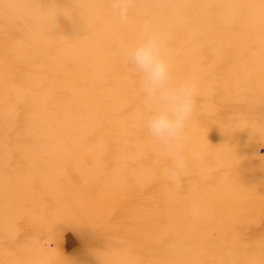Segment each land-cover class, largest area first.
<instances>
[{
	"label": "rangeland",
	"instance_id": "1",
	"mask_svg": "<svg viewBox=\"0 0 264 264\" xmlns=\"http://www.w3.org/2000/svg\"><path fill=\"white\" fill-rule=\"evenodd\" d=\"M146 20L199 85L178 178L124 56ZM0 264H264V0H0Z\"/></svg>",
	"mask_w": 264,
	"mask_h": 264
},
{
	"label": "clouds",
	"instance_id": "2",
	"mask_svg": "<svg viewBox=\"0 0 264 264\" xmlns=\"http://www.w3.org/2000/svg\"><path fill=\"white\" fill-rule=\"evenodd\" d=\"M132 0H114L121 23H128ZM124 56L140 77V86L149 105L144 126L149 136L159 142L173 160L171 176L178 178L186 164L182 141L188 122L197 108L198 82L187 77L175 82L166 48V36L151 21H144L134 43L124 48Z\"/></svg>",
	"mask_w": 264,
	"mask_h": 264
},
{
	"label": "bare ground",
	"instance_id": "3",
	"mask_svg": "<svg viewBox=\"0 0 264 264\" xmlns=\"http://www.w3.org/2000/svg\"><path fill=\"white\" fill-rule=\"evenodd\" d=\"M251 52V51H250Z\"/></svg>",
	"mask_w": 264,
	"mask_h": 264
}]
</instances>
